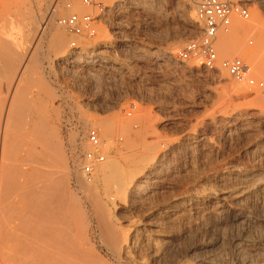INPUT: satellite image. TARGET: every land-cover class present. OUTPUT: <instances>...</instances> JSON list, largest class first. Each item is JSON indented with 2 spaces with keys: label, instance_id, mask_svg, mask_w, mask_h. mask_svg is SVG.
<instances>
[{
  "label": "rangeland",
  "instance_id": "obj_1",
  "mask_svg": "<svg viewBox=\"0 0 264 264\" xmlns=\"http://www.w3.org/2000/svg\"><path fill=\"white\" fill-rule=\"evenodd\" d=\"M98 1L107 9L94 24L96 36H75L56 24L65 36L64 48L55 55L42 41L38 61L23 72L42 85L27 84L22 78L18 88L25 85L27 98L45 108L47 123L59 130L69 191L85 215L73 225L74 245L105 264H176L191 246L219 228L207 212L218 205L220 193L264 175V87L236 83L221 69L207 71L197 61L181 59L184 45L199 36L192 4L189 7L184 0ZM247 1L249 19L236 22L247 28L234 39L237 50L226 55L217 52L218 43L234 32V23L215 44L217 58L219 62L242 59L252 78L264 83V0ZM55 13L54 21L71 13L97 16L79 3L65 10L63 0ZM1 36L26 46L20 24L5 26ZM6 80L0 77V131L13 96ZM41 88L47 89L45 96ZM106 124L108 134L99 136ZM90 130L96 131L105 159L87 181L80 166L89 150L86 135ZM114 162L126 172L136 170L141 175L120 200L109 199L97 181L100 169ZM17 164L15 157L9 162L12 168ZM94 198L108 211L106 221L124 239V250L105 242ZM194 220L206 229H196ZM221 230L217 234L227 244L230 232ZM115 251H128L130 260L124 255L117 258ZM188 259L182 263L190 264Z\"/></svg>",
  "mask_w": 264,
  "mask_h": 264
},
{
  "label": "bare ground",
  "instance_id": "obj_2",
  "mask_svg": "<svg viewBox=\"0 0 264 264\" xmlns=\"http://www.w3.org/2000/svg\"><path fill=\"white\" fill-rule=\"evenodd\" d=\"M60 1H1L0 77L7 79L6 82L8 81L9 84L7 91L11 90L12 92L8 93H13V96L9 110L7 108V120L4 118L6 121L4 120L0 131V240L2 241L0 242V264H105L88 252L80 251L72 241L73 225L75 222L84 220L85 215L78 207L77 198L69 191L67 158L65 159L63 153L62 142H59V130L50 127L44 115L45 108L42 110L41 106H35L36 100L27 98L23 85H20V89L18 88L22 78L27 84L38 82L32 74L24 77L23 72L28 65H35L38 61V49L42 41H46L48 50L55 55L64 48L65 36L56 26L57 20L54 21ZM184 1L189 7L191 6V0ZM72 10L78 12L82 9L73 8ZM188 19L192 24L194 23L191 13L188 14ZM12 23L24 27L25 47L14 39L2 38L4 27ZM246 30V27L234 24V32L218 43L217 52L220 55L234 53L238 48V43L234 39ZM239 88L242 87L239 86ZM41 89L45 96L47 89ZM40 102L42 98H38V103ZM108 131L106 124L99 129L98 134L106 136ZM13 157L18 159V166L13 165L17 168L9 165ZM128 166L131 165L128 164ZM133 172H126L115 162L108 163L100 169L97 181L100 182L109 199L118 197L120 200L119 197L127 194L136 179L141 176L138 171ZM148 177L149 175L146 178ZM220 196L218 205H213L207 212L213 222L216 221L219 224V228H215L214 235L209 233L211 237L201 236L203 239H199L196 246H191L188 254L181 256L176 264L182 263L187 258L190 259V264H264V175H256L252 177L249 184L237 185L232 190L224 189ZM93 204L102 225L105 242L109 246H119L120 250H124L125 245L122 241L124 239H121L122 236L115 232L114 226H110L109 221H106L108 216L106 217L105 213L108 211L102 208L98 198H94ZM226 213L227 217H225ZM194 226L197 227L196 229L200 226L206 229L202 222H195ZM221 229L230 232L227 244L223 235L217 234ZM115 252L117 258L124 255L128 261L130 260L128 251ZM124 257L122 256L123 259Z\"/></svg>",
  "mask_w": 264,
  "mask_h": 264
},
{
  "label": "built area",
  "instance_id": "obj_3",
  "mask_svg": "<svg viewBox=\"0 0 264 264\" xmlns=\"http://www.w3.org/2000/svg\"><path fill=\"white\" fill-rule=\"evenodd\" d=\"M80 5L92 8L96 17L90 15L69 14L57 19V25L75 36H84L87 39L96 36L94 24L98 22L107 7L98 0H63V8ZM195 22L199 27L197 39L186 43L181 50L183 61L194 60L199 62L207 71L221 69L236 83H245L248 86L264 87V83H257L251 76L250 67L240 58L219 62L215 44L220 35L228 34L237 21H247L250 17L247 0H192ZM74 46V44H72ZM89 148L82 157L80 166L81 175L91 181L95 167L104 162L105 156L101 152V144L96 131L90 130L86 135Z\"/></svg>",
  "mask_w": 264,
  "mask_h": 264
}]
</instances>
